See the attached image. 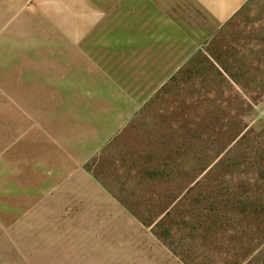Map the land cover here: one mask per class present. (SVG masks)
Listing matches in <instances>:
<instances>
[{
	"label": "rangeland",
	"instance_id": "374dc122",
	"mask_svg": "<svg viewBox=\"0 0 264 264\" xmlns=\"http://www.w3.org/2000/svg\"><path fill=\"white\" fill-rule=\"evenodd\" d=\"M204 11L99 47L0 24L1 57L67 70L27 110L2 80L0 264H264V0Z\"/></svg>",
	"mask_w": 264,
	"mask_h": 264
},
{
	"label": "crops",
	"instance_id": "0c3cea01",
	"mask_svg": "<svg viewBox=\"0 0 264 264\" xmlns=\"http://www.w3.org/2000/svg\"><path fill=\"white\" fill-rule=\"evenodd\" d=\"M40 1L42 8H22L18 11L11 9L4 0H0V17H3L0 18V24L10 15L30 13L32 10L33 14L52 17V20L45 19L40 21V24L39 22L25 24L22 29L26 27L35 32H40L42 29L52 32L65 31L70 33L68 36L70 40L84 39L87 42L94 40L90 47H99L103 45V39L107 40L105 36H108L109 32H180L182 26L187 23L186 16L194 17L190 20L192 25L198 23L196 18L198 9L205 10L208 15L216 17L217 21H228L240 12L248 0ZM40 25H44V28L40 29ZM36 38L38 42L44 43L40 35ZM163 40L157 45L158 47H182L181 44L175 45L174 42L169 45L164 44ZM14 44L15 48L16 43ZM3 45L5 44L0 42V46ZM166 55L167 53L164 52L163 57ZM183 59L184 56L177 64H181ZM60 63L62 58L59 55L25 58H20L16 54L0 56V86L5 84L2 82L3 79L10 80L9 86L7 83L5 85L12 96L10 102L20 110H27L30 106V97L45 96L46 86L48 88L54 86L55 81L61 79L62 71H67L61 69Z\"/></svg>",
	"mask_w": 264,
	"mask_h": 264
},
{
	"label": "trees",
	"instance_id": "16d2710c",
	"mask_svg": "<svg viewBox=\"0 0 264 264\" xmlns=\"http://www.w3.org/2000/svg\"><path fill=\"white\" fill-rule=\"evenodd\" d=\"M180 71H183V70H182V69H179L178 72H180ZM176 74H177V73H175V74L172 76V78H174V77L176 76Z\"/></svg>",
	"mask_w": 264,
	"mask_h": 264
}]
</instances>
